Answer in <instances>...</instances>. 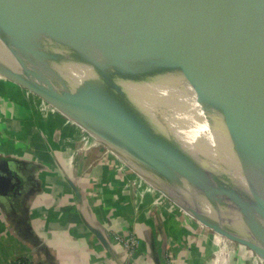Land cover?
<instances>
[{"label":"water","instance_id":"water-1","mask_svg":"<svg viewBox=\"0 0 264 264\" xmlns=\"http://www.w3.org/2000/svg\"><path fill=\"white\" fill-rule=\"evenodd\" d=\"M154 3L160 30L124 35L105 28L108 37L77 46L46 0H0V74L47 100L178 208L242 240L264 262V201L256 188L264 193V154L249 143L252 136L264 142V0ZM173 48L185 59L165 56ZM188 66L199 84L172 78ZM144 82L159 89V99H135ZM168 110L180 117L173 145L142 132ZM198 112L230 152L204 131Z\"/></svg>","mask_w":264,"mask_h":264},{"label":"crops","instance_id":"crops-1","mask_svg":"<svg viewBox=\"0 0 264 264\" xmlns=\"http://www.w3.org/2000/svg\"><path fill=\"white\" fill-rule=\"evenodd\" d=\"M105 149L0 74V264L264 263ZM112 233L138 240L132 258Z\"/></svg>","mask_w":264,"mask_h":264},{"label":"bare ground","instance_id":"bare-ground-1","mask_svg":"<svg viewBox=\"0 0 264 264\" xmlns=\"http://www.w3.org/2000/svg\"><path fill=\"white\" fill-rule=\"evenodd\" d=\"M136 1L139 2L131 3L130 0H46L48 4L58 8V11L54 12L55 16L77 46L108 37L105 28L124 35L129 31L139 29L160 30L161 24L154 0ZM69 13L74 14L76 18L73 19L68 15ZM165 56L177 61L185 59V56L177 48L166 52ZM171 76L174 81L182 84H199L196 72L189 66ZM144 85L145 88L141 92H135V99L144 102L159 99L161 94L157 87L145 82ZM196 117L200 126L212 140L224 151L230 152L227 145L211 127L204 112H198ZM179 121V115L173 110H168L151 117L149 124L142 128V132L155 142L173 145L179 141ZM245 137L246 132L240 135L241 140H244ZM256 188L264 201L261 187L258 185ZM182 195L200 206H206L187 194L182 193Z\"/></svg>","mask_w":264,"mask_h":264},{"label":"built area","instance_id":"built-area-1","mask_svg":"<svg viewBox=\"0 0 264 264\" xmlns=\"http://www.w3.org/2000/svg\"><path fill=\"white\" fill-rule=\"evenodd\" d=\"M105 152H108V150L105 149ZM113 239L118 242L124 250L127 252L128 256L132 258L134 251L138 245V240L130 235L126 234H117V233H112ZM13 264H29L25 260H16ZM264 264V263H260Z\"/></svg>","mask_w":264,"mask_h":264},{"label":"rangeland","instance_id":"rangeland-1","mask_svg":"<svg viewBox=\"0 0 264 264\" xmlns=\"http://www.w3.org/2000/svg\"><path fill=\"white\" fill-rule=\"evenodd\" d=\"M198 82L199 79L197 78ZM249 143L255 147L258 151L264 154V142L256 138L255 136H252L249 140Z\"/></svg>","mask_w":264,"mask_h":264}]
</instances>
